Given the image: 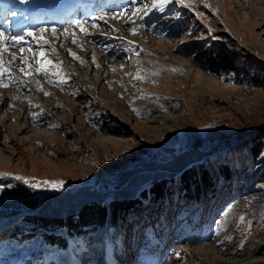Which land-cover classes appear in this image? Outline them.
<instances>
[{
  "label": "rangeland",
  "instance_id": "obj_1",
  "mask_svg": "<svg viewBox=\"0 0 264 264\" xmlns=\"http://www.w3.org/2000/svg\"><path fill=\"white\" fill-rule=\"evenodd\" d=\"M99 2L101 10L75 8L61 25L0 47L8 85L0 87V197L15 182L39 190L31 199L44 194L40 185L48 196L73 185L105 195L120 173L196 143V163L228 166V187L218 183L193 206L175 198L149 214L141 204L119 248L103 255L108 234L96 233L85 253L69 242L61 262L264 264V209L247 203L246 212L234 200V187L255 172L251 140L264 152V0ZM252 188L260 201L264 184ZM18 218L0 217V243ZM33 244L0 264H50Z\"/></svg>",
  "mask_w": 264,
  "mask_h": 264
},
{
  "label": "trees",
  "instance_id": "obj_2",
  "mask_svg": "<svg viewBox=\"0 0 264 264\" xmlns=\"http://www.w3.org/2000/svg\"><path fill=\"white\" fill-rule=\"evenodd\" d=\"M219 138L223 140L217 135ZM251 142L249 159L251 165L255 166V172L245 187H234V200L244 206L246 212H251L252 207L262 212L264 193L257 194L260 201H256L252 187L264 184V152L253 140ZM196 147L197 144L192 143L188 147L172 149L169 161L159 160L152 155L130 171L120 173L114 188L105 195L91 187L73 185L67 187L70 190L65 193L48 196L45 192L50 190L40 185L38 187L44 190V194L31 199L39 193L37 188L17 182L16 186L2 187L0 217L19 215V218L0 243L4 246L0 256H6L10 250L28 249L37 241L42 243L45 251L44 263L60 264L67 257L69 242L83 253L85 244L93 234L106 231L108 253L119 248L124 225L131 218L139 217L141 204L147 205L149 212L155 213L162 204L175 198L181 203L187 201L192 206L201 200H211L218 183L228 187L229 168L224 163L218 164L216 169L204 165V162L196 163L201 158ZM174 181H177L176 185ZM249 187L252 188L250 192ZM106 199L108 202H105ZM247 203H251L252 207H247Z\"/></svg>",
  "mask_w": 264,
  "mask_h": 264
},
{
  "label": "bare ground",
  "instance_id": "obj_3",
  "mask_svg": "<svg viewBox=\"0 0 264 264\" xmlns=\"http://www.w3.org/2000/svg\"><path fill=\"white\" fill-rule=\"evenodd\" d=\"M22 0H18V2H21ZM64 1H67L68 2V5H72V3H74L75 2V0H64ZM113 1H115V2H117L118 0H113ZM121 1V0H120ZM82 2V0H80V2L79 3H81ZM78 3V4H79ZM77 4V5H78ZM209 4V3H208ZM86 5H90L91 6V8H93V10L94 11H98V10H101V9H103L104 7H101V5H100V2H99V0H85L84 2H82L81 4H80V7L81 8H83V16L84 15H86V9H87V7H86ZM36 5H33L32 6V8H34ZM74 5H72V7H73ZM122 9H124V7H122ZM51 10H50V8H46V7H43V8H41L40 9V11H32V16L31 17H29V14H26L25 15V17L24 18H22V19H18V18H15V19H13V27H12V32L13 33H15V35H19L18 33H19V29H20V26H24V27H26L27 25H30V24H32V25H37V24H39V27L41 26V25H43L45 22H51V25H53V26H55L56 25V17H57V15L56 14H53V13H51L50 12ZM82 13V12H81ZM18 17H20V16H18ZM81 17H82V15H81ZM86 17V16H85ZM88 17V16H87ZM84 18V17H83ZM47 19V20H46ZM18 25H19V28H18ZM41 30H42V28H40ZM40 29H39V31H40ZM0 32H2V31H0ZM41 32V31H40ZM74 32V31H73ZM76 32V31H75ZM45 33H47V32H45ZM54 33V32H53ZM85 33H87L86 31H85ZM42 34H44V33H42ZM52 35V32H50V33H48L47 34V36L48 35ZM55 34V33H54ZM76 34V33H75ZM72 35V34H71ZM74 35V34H73ZM90 35H91V33H90ZM43 36H46V35H43ZM47 36H46V39L47 40H50V39H48L47 38ZM55 36V35H54ZM69 36V35H68ZM56 37H57V33H56V36L53 38V39H56ZM73 37V36H72ZM72 37H70V38H72ZM52 38V37H51ZM52 39V40H53ZM73 39V38H72ZM8 41H10V39L8 40ZM45 42H47V41H45ZM44 43V42H43ZM0 47H1V49H3L4 47H5V41L3 42V44H0ZM0 49V50H1ZM7 54V53H6ZM5 54V55H6ZM8 55H12V53H8L7 54V56ZM1 59V58H0ZM3 60V59H2ZM165 204V203H164ZM170 204V203H169ZM148 207V206H147ZM146 211H148L149 212V210H148V208H146ZM162 211V210H161ZM163 212V211H162ZM149 214H151L150 212H149ZM162 214V213H161ZM139 219V218H138ZM132 220V219H131ZM128 222V221H127ZM99 233H103V232H99ZM123 233H124V231H123ZM98 234V233H97ZM95 243V242H94ZM94 243H93V245H94ZM91 244V243H90ZM92 245V246H93ZM91 246V247H92ZM91 247H90V249H88L89 250V253H91L92 255H95V254H98L99 252H100V249H99V247L100 246H98V248H97V250L95 251V253L93 254L92 252H91ZM68 251H69V249H68ZM98 251V252H97ZM102 253H103V255H105L106 253H107V248H106V243H105V245H104V247H103V250H102ZM69 257V253L67 252V258ZM127 257H128V255H127ZM129 259L131 258V257H128ZM71 259V258H70ZM72 259H74V260H76L77 259V254H76V256H75V258H72ZM77 261V260H76ZM78 262V261H77ZM79 263V262H78Z\"/></svg>",
  "mask_w": 264,
  "mask_h": 264
},
{
  "label": "snow or ice",
  "instance_id": "obj_4",
  "mask_svg": "<svg viewBox=\"0 0 264 264\" xmlns=\"http://www.w3.org/2000/svg\"><path fill=\"white\" fill-rule=\"evenodd\" d=\"M22 2H26V0H22ZM155 2V0H154ZM43 31V30H41ZM28 35H33L32 32H29ZM12 40V41H15L17 43L21 42L23 40V36L22 35H11V36H5V34L3 32H0V44H3V42L5 40ZM6 50V49H4ZM22 51V50H21ZM74 55V54H73ZM15 54H13V59H15ZM47 63H50V62H47ZM43 71H47V66L46 65H42V69ZM7 71V69H5L3 67V62H2V59H0V87H7L8 85H5L3 84L2 82V78H3V74ZM13 82H15V78H13ZM0 175H7V174H0ZM17 179H23L21 177H17ZM25 183H28V181H25ZM54 186H55V182H53ZM63 182H60V186H62ZM32 187H36L37 185L35 184H32L31 185Z\"/></svg>",
  "mask_w": 264,
  "mask_h": 264
}]
</instances>
